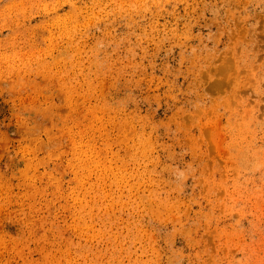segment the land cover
Returning <instances> with one entry per match:
<instances>
[{"label": "rangeland", "instance_id": "rangeland-1", "mask_svg": "<svg viewBox=\"0 0 264 264\" xmlns=\"http://www.w3.org/2000/svg\"><path fill=\"white\" fill-rule=\"evenodd\" d=\"M0 264H264V0H0Z\"/></svg>", "mask_w": 264, "mask_h": 264}]
</instances>
